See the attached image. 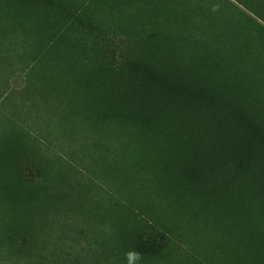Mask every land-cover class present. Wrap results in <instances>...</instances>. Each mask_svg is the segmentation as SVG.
<instances>
[{"label":"rangeland","instance_id":"obj_1","mask_svg":"<svg viewBox=\"0 0 264 264\" xmlns=\"http://www.w3.org/2000/svg\"><path fill=\"white\" fill-rule=\"evenodd\" d=\"M264 264V0H0V264Z\"/></svg>","mask_w":264,"mask_h":264},{"label":"clouds","instance_id":"obj_2","mask_svg":"<svg viewBox=\"0 0 264 264\" xmlns=\"http://www.w3.org/2000/svg\"><path fill=\"white\" fill-rule=\"evenodd\" d=\"M128 264H135L140 259L139 255L135 252H129L127 254Z\"/></svg>","mask_w":264,"mask_h":264}]
</instances>
